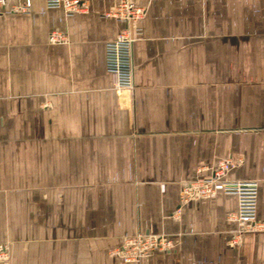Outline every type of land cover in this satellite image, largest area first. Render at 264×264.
I'll return each mask as SVG.
<instances>
[{
    "label": "crops",
    "instance_id": "0c3cea01",
    "mask_svg": "<svg viewBox=\"0 0 264 264\" xmlns=\"http://www.w3.org/2000/svg\"><path fill=\"white\" fill-rule=\"evenodd\" d=\"M84 1L71 15L44 0L0 6L6 264H264V227L229 244L235 194L181 203L185 182L240 159L225 178L257 183L264 224V0H132L147 12L130 93L106 69L119 0ZM137 233L174 246L136 262L109 254Z\"/></svg>",
    "mask_w": 264,
    "mask_h": 264
},
{
    "label": "built area",
    "instance_id": "2783aa9c",
    "mask_svg": "<svg viewBox=\"0 0 264 264\" xmlns=\"http://www.w3.org/2000/svg\"><path fill=\"white\" fill-rule=\"evenodd\" d=\"M48 8L61 9L66 15L87 10L84 0H44ZM5 0H0L3 6ZM32 0H22L13 6L12 12H28ZM146 7L137 5L132 0H119L116 7L105 16L122 22L124 27L116 38L106 44V69L114 77V88L117 92L133 91V57L132 45L140 34L138 22L146 15ZM50 44L67 43L66 36L59 31H51L48 35ZM240 159L223 158L216 162L207 177L187 181L181 188V203L191 199L211 198L218 188L225 193L235 194L238 200L237 210L229 215V219L237 223V230L229 241L231 246L241 242L245 232L261 230L264 224L255 221L257 183L255 181H236L225 178L228 171L240 164ZM179 213V209L176 210ZM174 243L163 235L137 233L123 239L119 247L109 250L111 256H117L124 262H136L150 256L152 252L170 250ZM8 258L7 244H0V264H6Z\"/></svg>",
    "mask_w": 264,
    "mask_h": 264
}]
</instances>
